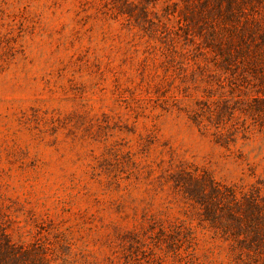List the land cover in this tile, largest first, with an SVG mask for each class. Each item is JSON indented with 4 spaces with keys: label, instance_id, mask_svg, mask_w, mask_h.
I'll list each match as a JSON object with an SVG mask.
<instances>
[{
    "label": "rangeland",
    "instance_id": "obj_1",
    "mask_svg": "<svg viewBox=\"0 0 264 264\" xmlns=\"http://www.w3.org/2000/svg\"><path fill=\"white\" fill-rule=\"evenodd\" d=\"M0 264H264V0H0Z\"/></svg>",
    "mask_w": 264,
    "mask_h": 264
}]
</instances>
